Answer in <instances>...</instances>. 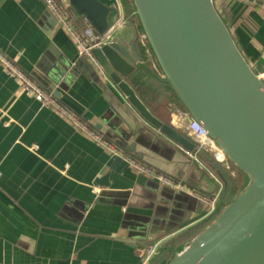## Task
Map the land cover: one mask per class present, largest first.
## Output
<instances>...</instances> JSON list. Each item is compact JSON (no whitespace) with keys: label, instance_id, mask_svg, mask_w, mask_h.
Returning a JSON list of instances; mask_svg holds the SVG:
<instances>
[{"label":"crops","instance_id":"obj_1","mask_svg":"<svg viewBox=\"0 0 264 264\" xmlns=\"http://www.w3.org/2000/svg\"><path fill=\"white\" fill-rule=\"evenodd\" d=\"M215 5L246 60L264 71V1ZM0 51L47 93H59L54 97L81 121L100 128L102 139L141 141L144 160H138L173 178L185 190L176 192L193 199L176 208L163 198L168 187L124 162L112 170L115 155L57 109L42 108L0 64V264H141L152 241L167 237L171 249L201 231L192 236L205 223L195 222L205 206L193 193L219 196L217 211L228 188L235 194L239 173L229 163L149 134L118 89L79 58L77 44L43 0H0ZM147 61L157 73L149 55ZM138 77L139 95L154 114L177 122L179 109L164 85L145 73ZM106 177L109 187L99 183Z\"/></svg>","mask_w":264,"mask_h":264},{"label":"water","instance_id":"obj_2","mask_svg":"<svg viewBox=\"0 0 264 264\" xmlns=\"http://www.w3.org/2000/svg\"><path fill=\"white\" fill-rule=\"evenodd\" d=\"M55 1L84 39L87 32L103 37L118 18L114 0ZM126 3L124 26L92 52L105 79L146 123L151 136L191 155L201 157L210 152L215 159L222 155L241 180L234 196L220 205L218 215L205 228L175 249H169L166 241L148 264L163 251L170 253L163 264H264V71L258 72L246 60L214 0ZM147 55L157 73L149 69ZM144 73L170 93L179 109L173 113L177 122L165 123L141 98L138 75ZM54 96L60 98L59 93ZM191 122L207 132L215 147L199 150L188 131ZM96 129L100 133V128ZM109 138L128 156L144 160L137 150L138 139L129 145L127 137L124 141ZM122 162L116 157L112 170ZM108 179L100 185L109 187ZM163 198L176 208L193 200L170 188ZM118 204L127 205L126 201Z\"/></svg>","mask_w":264,"mask_h":264},{"label":"built area","instance_id":"obj_3","mask_svg":"<svg viewBox=\"0 0 264 264\" xmlns=\"http://www.w3.org/2000/svg\"><path fill=\"white\" fill-rule=\"evenodd\" d=\"M48 6L54 17L58 20L59 24L65 29V31L72 37L78 47L79 58L88 61V63L95 69L97 74L105 78L103 71L101 70L98 63L93 58L92 52L96 49H100L102 46L106 45L116 33L125 24V11L122 6L121 0H115L116 9L118 12V18L112 28L103 36L95 38L91 32L86 33V38L80 37V35L73 30L71 25L63 16L59 4L55 0H43ZM262 63L264 65V56L262 57ZM0 64L5 67L8 74L11 77H16L20 79L25 87V89L31 93L36 100L40 103L42 108H55L60 111L71 123L75 126L77 130L87 134L89 137L93 138L101 145L105 146L115 157H120L125 164H127L133 171L137 174L145 176L147 178L153 179L168 188L175 191H185L183 190L177 182L163 174L157 172L152 167L143 164L138 159L132 158L119 150L115 145L102 139L99 133L81 121L77 115L72 113L69 109H66L52 94L47 93L41 86L36 84L31 78H29L22 69H20L11 59H9L2 51H0ZM189 133L193 136L194 140L199 145V150L206 151L210 147H215L214 143L208 137L207 132L196 122H191L188 126ZM216 160L220 163H225V159L222 155H217ZM1 177V172H0ZM193 195L201 200L204 204L205 209L203 213L196 219V223H204L208 219L212 218L217 210V203L219 196L215 198H210L208 196L202 195L201 193L195 192ZM166 238L154 240L147 247L145 254L143 255L141 264H148L151 259L157 255L160 247L166 242Z\"/></svg>","mask_w":264,"mask_h":264},{"label":"trees","instance_id":"obj_4","mask_svg":"<svg viewBox=\"0 0 264 264\" xmlns=\"http://www.w3.org/2000/svg\"><path fill=\"white\" fill-rule=\"evenodd\" d=\"M122 6H123V3H122ZM227 181H228V185L229 186H231V179L227 176ZM233 191L231 190V188H228L227 189V192H226V194H225V196H224V200L225 201H228L232 196H233ZM218 215V211L216 212V214L212 217V218H210V219H208L203 225H201L197 230H195L193 233H192V236H193V234H195L196 232H198V231H200V230H202L205 226H207L216 216ZM181 242H183V241H176V242H174L172 245H170V248L171 249H174L177 245H179ZM169 257H170V253L169 252H167V251H164V252H162L159 256H157L154 260H153V262H152V264H163V262H165V261H167L168 259H169Z\"/></svg>","mask_w":264,"mask_h":264},{"label":"rangeland","instance_id":"obj_5","mask_svg":"<svg viewBox=\"0 0 264 264\" xmlns=\"http://www.w3.org/2000/svg\"><path fill=\"white\" fill-rule=\"evenodd\" d=\"M215 1V0H214ZM236 184H237V188L239 187L238 185H241V180H240V178H237V181H236ZM206 227V226H205ZM204 227V228H205ZM175 249V248H174Z\"/></svg>","mask_w":264,"mask_h":264}]
</instances>
